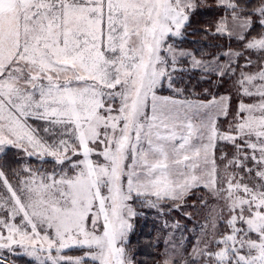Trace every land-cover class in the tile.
<instances>
[{"label": "snow or ice", "instance_id": "snow-or-ice-1", "mask_svg": "<svg viewBox=\"0 0 264 264\" xmlns=\"http://www.w3.org/2000/svg\"><path fill=\"white\" fill-rule=\"evenodd\" d=\"M20 258L264 264V0H0V264Z\"/></svg>", "mask_w": 264, "mask_h": 264}, {"label": "trees", "instance_id": "trees-1", "mask_svg": "<svg viewBox=\"0 0 264 264\" xmlns=\"http://www.w3.org/2000/svg\"><path fill=\"white\" fill-rule=\"evenodd\" d=\"M189 39H199V37H189ZM157 223L152 214H149V218L147 220L138 219L137 220V230L136 234L132 236V245L135 247L137 246V240L139 239V250L141 253L154 251L146 246V241L151 239L155 236L156 230L160 227ZM151 233V236L149 235ZM140 259H145L144 255H139Z\"/></svg>", "mask_w": 264, "mask_h": 264}, {"label": "rangeland", "instance_id": "rangeland-1", "mask_svg": "<svg viewBox=\"0 0 264 264\" xmlns=\"http://www.w3.org/2000/svg\"><path fill=\"white\" fill-rule=\"evenodd\" d=\"M158 226H159V224H158ZM71 254H77V253H74V252H73V253H71ZM26 259H27V258H20V259H18V260H17V264H25Z\"/></svg>", "mask_w": 264, "mask_h": 264}]
</instances>
